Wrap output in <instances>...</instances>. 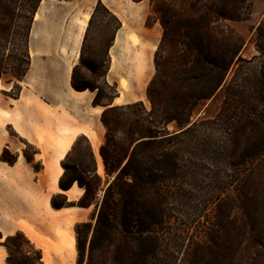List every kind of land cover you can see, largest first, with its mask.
I'll list each match as a JSON object with an SVG mask.
<instances>
[{"label":"rangeland","instance_id":"374dc122","mask_svg":"<svg viewBox=\"0 0 264 264\" xmlns=\"http://www.w3.org/2000/svg\"><path fill=\"white\" fill-rule=\"evenodd\" d=\"M105 2L118 5L129 25L119 31L108 8L88 6L76 29L83 33L80 51L74 47L67 60L72 84L88 87L94 99L75 103L71 118L45 121L31 111L24 123L14 122L18 131L72 128L57 168L58 188L50 192L67 191L66 184L73 202L54 194L50 207H76L74 264H264V0ZM21 3L5 0L0 13L1 101L19 97L32 60H61L39 54L46 50L39 29L32 42V28L25 36ZM54 24L50 32L57 31ZM125 33L139 38L132 50L134 56L145 52L142 71L128 70L123 50L114 48L116 36ZM63 35L59 45H76ZM117 51L120 58L108 71L109 53ZM110 108L108 130L103 114ZM6 123L0 120V160L13 164L20 154L39 170V145ZM132 153L127 173L133 176L110 191L123 201V238L97 242L92 251L106 192ZM7 250L12 264H44L23 238Z\"/></svg>","mask_w":264,"mask_h":264},{"label":"crops","instance_id":"0c3cea01","mask_svg":"<svg viewBox=\"0 0 264 264\" xmlns=\"http://www.w3.org/2000/svg\"><path fill=\"white\" fill-rule=\"evenodd\" d=\"M99 2L118 18L121 24L119 31L129 25V20L123 15L120 7L118 5L110 6L105 0H43L36 13L37 19L34 20L30 39L32 42L33 36L36 35L35 29H39V38L44 40V43L40 42V45L46 48L45 52L39 54L58 56L61 60L55 61L58 62L57 64L49 58H41L37 61L38 64L32 60L30 70L21 83L19 97L12 101L0 100V120H6L7 127L13 126L20 135L27 136L29 140L31 137L33 138V141L39 145L35 160L41 162L40 169L36 170L32 164L22 159L23 156L20 154H17L16 162L13 164L0 160V264H8V250L4 241L18 233L23 234L30 245L40 252L44 264H74L76 260V246L72 231L75 223L73 214L77 213L76 207L61 209L50 207L54 194L65 193L64 195L69 198V201L73 202V199L69 197V192L73 188L62 192L58 191L53 195L50 192L55 187L58 188L59 173L57 168L64 155L62 151L67 145V136L72 135V128L64 131L56 127L54 130L49 128L44 132L40 129L37 131L19 126L18 131V124H14V122L24 123L26 115L31 111L39 119L45 121L54 120L57 122V120L67 117L71 118L75 103H79L78 101L81 99H94L93 93L76 91L72 88V66L68 65L67 60L74 47H76V51H80L83 33L76 30L77 24L83 21L88 6L93 7ZM51 20L58 27H56V32L49 30ZM64 23L65 25H63ZM69 24L75 25V27L69 30ZM45 27L47 31L44 32ZM60 31L64 34L62 41L69 37V40L77 41L76 45L72 46L73 43L64 44V42L59 45ZM51 33H55V43L49 39ZM126 35L116 36L114 48L119 52L123 50L124 57L131 65L128 70L142 71L146 67L142 63L145 52L141 51L134 56L132 50L134 46H138L139 38L133 33ZM132 35L136 37V41L129 40ZM119 38L122 42L121 45L118 42ZM118 51L114 54L109 53L108 71L112 66H115L114 59L120 58ZM117 65H122L121 61ZM52 134H56L58 138H52ZM87 134L86 131L85 135ZM38 140H41V144ZM54 145L57 147H50ZM57 153L61 156L55 159L54 156ZM42 157H44L43 160ZM27 228L33 229L37 237L28 233ZM59 232L70 234L74 242L70 243L61 239ZM40 240H43L44 244Z\"/></svg>","mask_w":264,"mask_h":264},{"label":"trees","instance_id":"16d2710c","mask_svg":"<svg viewBox=\"0 0 264 264\" xmlns=\"http://www.w3.org/2000/svg\"><path fill=\"white\" fill-rule=\"evenodd\" d=\"M19 1L22 2L21 3V9L23 11L22 17L25 19V26L24 27H25V36H26L27 32H28V35L30 34L32 24H33V20H34V16L38 12V9L40 7L42 0H10V3L12 5L16 6V3ZM98 5L103 6L101 2H99ZM5 8H6L5 0H0V13L3 12ZM72 86L76 91H86L88 89V87L81 89L80 87L76 86L75 84H72ZM111 109L112 108L106 110L103 114L104 115L103 116V123L107 127L108 130H109V125L106 122L105 117L107 116V113ZM191 128L187 129L186 132H188ZM90 153L92 155L91 149H90ZM133 155H134V153H132L130 160L123 167H121L117 178L109 186L108 191L106 192L104 202L102 203V205L100 207V211H99V214L97 217L96 227H95L93 238H92V243H91L92 251L95 250V245L97 242H100L103 240H105L106 242H110V241L112 242V240L117 242V241H121V239L123 238V235H124L123 232H124V227H125V216L122 212L123 201H122V198L119 199L118 197L117 198L112 197L110 191L113 190V186L117 182L122 181L123 176H133L132 174L127 173L131 170ZM101 156L104 160V164L106 166V169L109 172L110 171V165H109V161L107 159L106 153H105V146L102 147ZM78 182H79V185L81 187L86 186V184H84L83 182H81L79 180H78ZM61 187L64 190H68L71 188V187H68V185H66V184H62ZM102 236H105V237L102 238ZM19 238H23L24 240H26L30 244V242L27 240V238L23 234L19 233L14 237L7 238L6 244L4 243V245L8 248V245L11 244L12 241L19 239ZM41 260H42V257L40 258V261ZM7 262H8V264H12L10 258H8Z\"/></svg>","mask_w":264,"mask_h":264},{"label":"bare ground","instance_id":"6f19581e","mask_svg":"<svg viewBox=\"0 0 264 264\" xmlns=\"http://www.w3.org/2000/svg\"><path fill=\"white\" fill-rule=\"evenodd\" d=\"M35 19H37V17L35 18ZM129 40L130 41H136V37L134 36V35H132L130 38H129ZM118 42H119V44L121 45V41H120V38H119V40H118ZM117 42V43H118ZM27 231H28V233H30V234H32V235H34V236H36L37 237V235H36V233H35V231L33 230V229H31V228H27ZM40 242H44L43 240H40ZM44 244V243H43ZM46 245V244H45Z\"/></svg>","mask_w":264,"mask_h":264}]
</instances>
